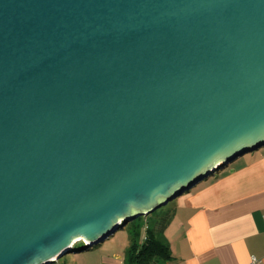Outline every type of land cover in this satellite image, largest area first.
Returning <instances> with one entry per match:
<instances>
[{
	"label": "water",
	"instance_id": "obj_1",
	"mask_svg": "<svg viewBox=\"0 0 264 264\" xmlns=\"http://www.w3.org/2000/svg\"><path fill=\"white\" fill-rule=\"evenodd\" d=\"M264 147V0H0V264L88 250Z\"/></svg>",
	"mask_w": 264,
	"mask_h": 264
},
{
	"label": "crops",
	"instance_id": "obj_2",
	"mask_svg": "<svg viewBox=\"0 0 264 264\" xmlns=\"http://www.w3.org/2000/svg\"><path fill=\"white\" fill-rule=\"evenodd\" d=\"M204 182L169 210L170 264H264V147ZM115 239L68 264H124L127 247L111 246Z\"/></svg>",
	"mask_w": 264,
	"mask_h": 264
},
{
	"label": "trees",
	"instance_id": "obj_3",
	"mask_svg": "<svg viewBox=\"0 0 264 264\" xmlns=\"http://www.w3.org/2000/svg\"><path fill=\"white\" fill-rule=\"evenodd\" d=\"M171 219L170 211L158 213L157 210L125 225L122 230L129 237V247L124 264H170L174 258L164 233ZM115 234L111 237L112 240L117 238ZM87 250L85 247L77 251L74 245L70 248L71 253Z\"/></svg>",
	"mask_w": 264,
	"mask_h": 264
},
{
	"label": "rangeland",
	"instance_id": "obj_4",
	"mask_svg": "<svg viewBox=\"0 0 264 264\" xmlns=\"http://www.w3.org/2000/svg\"><path fill=\"white\" fill-rule=\"evenodd\" d=\"M252 155V153H247V154H245V155H243L242 157H244V158H247V157H250ZM241 157V158H242ZM204 181H202V182H200L196 187L197 188H199V187H201L202 185H204ZM195 187V188H196ZM195 188H193V189H195ZM196 188V189H197ZM184 196L183 197H186L187 196V193L186 194H183ZM181 197V196H180ZM180 197H178L177 199H179ZM177 199H175V200H177ZM175 200H173L172 202H170L168 205H166L165 207H162L161 209H159L158 210V213H163V212H168L171 208H172V206H173V203H174V201ZM129 225V224H128ZM115 236H117V238L114 240V242H113V244L111 245V246H113V247H116V248H126L127 247V249H128V247H129V237H128V235H125V233H124V231L122 230V229H120V230H118L117 232H116V234H115ZM110 240H112L111 238L109 239V240H106L105 241V246H108L109 244H110ZM124 246V247H123ZM86 246H84V244H83V242H79V243H76L75 245H74V249L75 250H82L83 248H85ZM76 255H78L77 253H75V252H73V253H71V251L69 252V254H67V255H65V256H63L61 259H59L58 260V262L57 263H55V264H64V263H67L68 264V262L70 261V260H72L73 258H75L76 257Z\"/></svg>",
	"mask_w": 264,
	"mask_h": 264
},
{
	"label": "built area",
	"instance_id": "obj_5",
	"mask_svg": "<svg viewBox=\"0 0 264 264\" xmlns=\"http://www.w3.org/2000/svg\"><path fill=\"white\" fill-rule=\"evenodd\" d=\"M256 260L255 259H253V262H255Z\"/></svg>",
	"mask_w": 264,
	"mask_h": 264
}]
</instances>
